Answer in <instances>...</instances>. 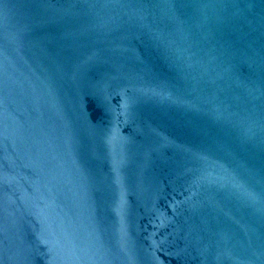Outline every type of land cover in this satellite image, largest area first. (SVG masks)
<instances>
[{
  "label": "water",
  "instance_id": "water-1",
  "mask_svg": "<svg viewBox=\"0 0 264 264\" xmlns=\"http://www.w3.org/2000/svg\"><path fill=\"white\" fill-rule=\"evenodd\" d=\"M0 264H264V0H0Z\"/></svg>",
  "mask_w": 264,
  "mask_h": 264
}]
</instances>
